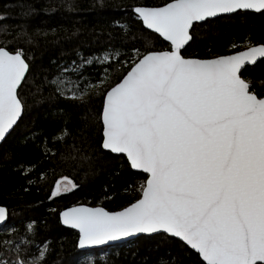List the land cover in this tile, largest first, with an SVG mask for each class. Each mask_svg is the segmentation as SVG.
Masks as SVG:
<instances>
[{
  "label": "snow or ice",
  "instance_id": "obj_1",
  "mask_svg": "<svg viewBox=\"0 0 264 264\" xmlns=\"http://www.w3.org/2000/svg\"><path fill=\"white\" fill-rule=\"evenodd\" d=\"M100 6L105 7L104 0ZM238 10L262 12L264 0L137 5L133 23L158 34L167 49L150 50L143 30L137 33L115 21L120 35L109 33L106 41H97L103 51L86 55L77 49L75 59L56 63L52 78L44 77L37 91L49 87L50 99L82 104L102 99V150L123 154V163L147 174L140 197L119 211L80 204L59 213L64 225L78 230L79 248L120 249L110 264H264V95L244 78L247 67L264 58V43L210 59L184 55L195 43L198 23ZM3 34L13 35L7 26ZM38 35L46 34L21 28L13 38L31 46ZM138 40L144 51L133 46ZM94 64L101 72L93 84L86 69ZM31 72L30 53L0 46V142L25 114L20 91ZM112 72L119 74L118 82L109 83ZM56 114L67 124L69 113L57 106ZM61 132L51 143L69 135L66 128ZM38 140L47 155L43 131L31 130L23 142ZM62 179L52 197L77 188L68 177ZM8 215L0 206V222ZM37 230L31 220L23 227H6L0 264H50L52 241L37 240Z\"/></svg>",
  "mask_w": 264,
  "mask_h": 264
},
{
  "label": "trees",
  "instance_id": "obj_2",
  "mask_svg": "<svg viewBox=\"0 0 264 264\" xmlns=\"http://www.w3.org/2000/svg\"><path fill=\"white\" fill-rule=\"evenodd\" d=\"M169 1L104 0L105 7H101L100 0H0V16L7 17L0 20V46L10 51L20 47L30 53L32 69L28 83L20 91L21 98L26 100L25 114L15 131L0 144V205L5 206L9 214L0 227V236L6 227H23L30 220L35 221L38 225L36 239L52 241L51 247L55 249L48 256L50 264H78L90 253L93 255L91 264H110L111 257L120 251L109 246L78 250V234L61 225L59 212L76 204L119 210L140 197L139 185L146 175L123 163L124 156L102 150L99 120L102 99L82 104L59 97L50 99L53 90L47 86L39 92L37 89L45 76L51 79L55 74L56 63L75 59L77 49L86 55L103 51L97 41L103 43L109 33L119 36V24L128 23L137 33L143 30L153 46L150 50L167 49L168 43L158 35L146 30L141 23H133L132 9L137 5L161 6ZM5 26L12 36L3 34ZM21 28L29 33L39 30L46 35L36 36V44L28 46L13 38ZM193 35L195 43L187 47L184 55L201 59L264 43V10L237 11L213 18L207 24L198 23ZM133 46L145 50L142 40ZM120 59L123 61L126 57ZM124 67L127 68V64ZM100 72L101 68L95 64L86 69L93 84L100 79ZM118 75L112 72L109 83L118 82ZM244 78L252 81L258 95H264V87H261L264 85V58L248 66ZM57 106L70 114L67 124L56 114ZM63 128L69 135L51 143L52 137L61 135ZM34 129L43 131L48 138L47 155L39 146L40 140L23 142ZM61 177H68L77 188L52 197L54 184ZM105 251L108 252L102 255ZM127 259L134 258L128 255Z\"/></svg>",
  "mask_w": 264,
  "mask_h": 264
},
{
  "label": "water",
  "instance_id": "obj_3",
  "mask_svg": "<svg viewBox=\"0 0 264 264\" xmlns=\"http://www.w3.org/2000/svg\"><path fill=\"white\" fill-rule=\"evenodd\" d=\"M170 2V1H169ZM168 3V2H167ZM164 5V4H163ZM163 5H161V6H163ZM142 6V5H141ZM146 7H160V6H146ZM238 11H250V12H257L256 10H238ZM222 15H230V14H222ZM222 15H220V16H222ZM213 19V18H212ZM201 23V22H200ZM144 28H145V26H143ZM148 31H150L151 32V30H148ZM156 35H158V34H156ZM159 36V35H158ZM161 38V37H160ZM162 40H163V38H161ZM166 42V41H165ZM166 43H168V42H166ZM261 44V43H260ZM255 45H258V44H253V45H249V46H247V47H250V46H255ZM247 47H245V48H243V49H240V50H238V51H244V50H246L247 49ZM238 51H235V52H238ZM235 52H233V53H229V54H225V55H231V54H234ZM196 58V57H195ZM213 58V57H212ZM201 59V58H200ZM206 59H210V58H206ZM261 59H263V58H258V60L255 62V63H257L259 60H261ZM101 112H102V110H101ZM102 123V122H101ZM102 135H103V128H102ZM3 142V141H2ZM2 142H0V144L2 143ZM102 144V143H101ZM107 151V150H106ZM115 155H122V156H124L123 154H115ZM125 158H126V156H124ZM127 159V158H126ZM133 170V169H132ZM133 171H136V172H141L142 173V170H133ZM144 174V173H143ZM146 175V179H147V174H145ZM145 179V180H146ZM134 202V201H133ZM76 205H80V204H76ZM84 205H86V206H89V207H102V206H99V205H96V206H91V205H87V204H84ZM129 205V204H128ZM127 205V206H128ZM1 206V205H0ZM72 206H74V205H71V206H69V207H72ZM127 206H125V207H127ZM68 208V207H67ZM104 208V207H103ZM124 208V207H123ZM66 209V208H65ZM122 209V208H121ZM121 209H119V210H121ZM64 210V209H63ZM63 210H61V211H63ZM107 210V209H106ZM119 210H115V211H119ZM60 211V212H61ZM107 211H109V210H107ZM59 212V213H60ZM59 221H60V223H61V225L63 226V227H65V228H70V229H72V230H74V231H76L77 232V234H78V230L77 229H73V228H71V226H68V225H64L62 222H61V220H60V217H59ZM6 222V221H5ZM5 222H0V227L5 223ZM102 247H106L105 245H98V246H91L90 248H85V249H81V248H79L78 247V239H77V248H78V250H80V251H86V250H90V249H97V248H102Z\"/></svg>",
  "mask_w": 264,
  "mask_h": 264
},
{
  "label": "rangeland",
  "instance_id": "obj_4",
  "mask_svg": "<svg viewBox=\"0 0 264 264\" xmlns=\"http://www.w3.org/2000/svg\"><path fill=\"white\" fill-rule=\"evenodd\" d=\"M63 177H61V178H59L58 180H61V184H63L64 183V181H63V179H62ZM69 181H71L70 179H69ZM72 182V181H71ZM73 183V182H72ZM56 184V183H55ZM55 184H54V188H53V190L55 189ZM108 251H105V252H103V253H101L102 255L103 254H106ZM92 257H93V255L90 253V254H88V255H86V256H84V257H82L81 259H80V261L78 262V264H91V262H92Z\"/></svg>",
  "mask_w": 264,
  "mask_h": 264
}]
</instances>
